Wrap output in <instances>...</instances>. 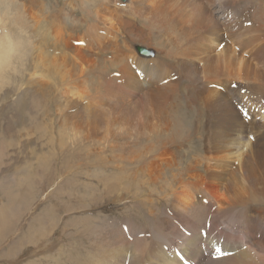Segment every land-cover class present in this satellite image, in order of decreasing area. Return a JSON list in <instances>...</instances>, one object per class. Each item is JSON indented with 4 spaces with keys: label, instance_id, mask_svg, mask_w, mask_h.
Returning <instances> with one entry per match:
<instances>
[{
    "label": "bare ground",
    "instance_id": "6f19581e",
    "mask_svg": "<svg viewBox=\"0 0 264 264\" xmlns=\"http://www.w3.org/2000/svg\"><path fill=\"white\" fill-rule=\"evenodd\" d=\"M84 3L85 14L81 16L85 15V33L80 31L83 22L70 30L69 24L63 40L70 42H63L65 46L83 42L82 47L73 45V52L77 58L86 50L88 58L83 69L68 60L70 72L76 78H82L88 71L93 72V77L94 73L100 74L101 85L106 89L122 90V97L136 100L133 109L120 112V120L125 123L148 120L152 125V133L156 134L154 149L144 155L148 157L144 166L148 173L144 176L151 184L163 180L167 185L162 198L140 204H127L118 196L123 204L119 211L131 210L124 211L123 216L109 219L91 216L88 239L91 242L87 241L84 264H181L171 256V250L179 243L196 264H264V113L252 115L245 122L233 105V101L244 102L246 97L255 104L264 100V0H86ZM247 22L250 26L244 25ZM52 54L55 60L59 58L57 55L66 59V50L56 48ZM48 58L50 54L46 52ZM130 59L143 71V81L131 69ZM60 75L63 76L62 72ZM166 79L169 81L163 84ZM233 83L238 89L230 88ZM240 89L247 93L240 95ZM114 192V187L106 188V194L100 193V198L92 197L90 206L104 204L102 200L109 193L114 197ZM203 199L207 200L206 205ZM208 218V235L217 241L222 239L224 247L235 253L218 260L203 256L199 231ZM176 223L189 236H184ZM126 224L131 240L122 231ZM75 257L74 263L82 264V257Z\"/></svg>",
    "mask_w": 264,
    "mask_h": 264
},
{
    "label": "rangeland",
    "instance_id": "374dc122",
    "mask_svg": "<svg viewBox=\"0 0 264 264\" xmlns=\"http://www.w3.org/2000/svg\"><path fill=\"white\" fill-rule=\"evenodd\" d=\"M51 1L9 0L8 4L15 20L13 23L25 27L22 28L31 36L33 48L30 50L31 55L24 74L17 78L14 87L0 94V264H75L77 255L82 257V264H84L86 247L91 242L88 240L92 226L91 216L103 215L107 219L118 218L124 215V211L129 210L119 211L123 209L119 198H124L127 204H140L158 197L162 198L164 189L167 187L163 180L151 184L150 179L144 176L148 173L144 167L148 157L144 158V155L154 149L156 134L152 133L154 132L151 129L152 125H149L148 120L138 123L131 121L125 123L120 120V112L124 109H133L136 100L129 101L122 97L120 94L122 90L112 91L108 88L107 90L103 84L101 85L103 76L100 74L94 73L93 77V72L88 71V74L83 76L91 77L87 81L88 77L87 79L76 78L70 72L68 60L71 63L75 62L83 69L88 58L86 50H83L76 58L73 45L65 46L64 42L70 41L63 40L69 24L70 30L76 26V23L83 22L80 31L85 33V15L81 16V14H85L84 1L86 0ZM61 6L62 9H60ZM42 32L47 34L43 36ZM98 34L103 35L102 32ZM74 40V38L71 39V41ZM55 46L57 49L66 50L64 57L67 60H63L61 55H57L59 58L56 56L58 59L55 60L52 54L56 49ZM76 47H82V45ZM138 48L148 52L143 47ZM46 52L50 54L48 59H46ZM42 55L46 60L42 58ZM43 68L48 71V74ZM57 76L61 80H56ZM95 78L97 80H94ZM53 82L56 83L53 84ZM81 89L83 92H80ZM72 92L75 94L73 95ZM133 92L140 96L137 90ZM93 97L97 99L94 100ZM64 125H67V128ZM69 127L73 132L69 130ZM68 139H71V142ZM64 141H67L66 144ZM96 156L99 158L97 159ZM139 156H143L144 159L139 160ZM100 158L104 163L99 160ZM98 160L99 163H97ZM103 179L106 180L103 181ZM108 187H114L115 196L109 193L102 200L105 201L104 204H98L97 207L95 205L92 208L90 204L93 198H100L106 194L105 190Z\"/></svg>",
    "mask_w": 264,
    "mask_h": 264
},
{
    "label": "clouds",
    "instance_id": "9594fccd",
    "mask_svg": "<svg viewBox=\"0 0 264 264\" xmlns=\"http://www.w3.org/2000/svg\"><path fill=\"white\" fill-rule=\"evenodd\" d=\"M8 4L9 0H0V94L24 74L33 48L29 33L13 23Z\"/></svg>",
    "mask_w": 264,
    "mask_h": 264
},
{
    "label": "water",
    "instance_id": "95a60500",
    "mask_svg": "<svg viewBox=\"0 0 264 264\" xmlns=\"http://www.w3.org/2000/svg\"><path fill=\"white\" fill-rule=\"evenodd\" d=\"M122 1H125V0H122ZM139 53H141V51H139ZM141 54H145V53H141Z\"/></svg>",
    "mask_w": 264,
    "mask_h": 264
}]
</instances>
